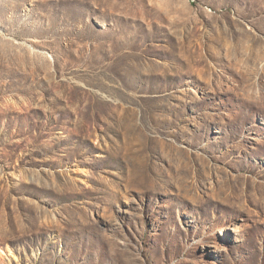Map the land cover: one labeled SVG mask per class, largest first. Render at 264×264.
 <instances>
[{
  "label": "rangeland",
  "instance_id": "obj_1",
  "mask_svg": "<svg viewBox=\"0 0 264 264\" xmlns=\"http://www.w3.org/2000/svg\"><path fill=\"white\" fill-rule=\"evenodd\" d=\"M0 264H264V0H0Z\"/></svg>",
  "mask_w": 264,
  "mask_h": 264
}]
</instances>
